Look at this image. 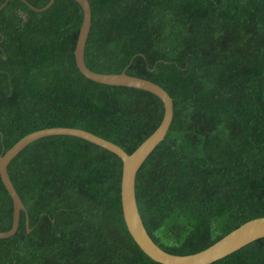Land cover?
I'll list each match as a JSON object with an SVG mask.
<instances>
[{
	"label": "trees",
	"instance_id": "trees-1",
	"mask_svg": "<svg viewBox=\"0 0 264 264\" xmlns=\"http://www.w3.org/2000/svg\"><path fill=\"white\" fill-rule=\"evenodd\" d=\"M49 2L0 0V156L24 135L56 126L133 152L161 123L162 100L83 75L74 54L82 6L31 7ZM89 2L87 66L149 79L173 98L170 128L136 176L152 239L191 254L264 216V0ZM122 164L74 135L25 146L8 172L26 209L17 231L0 238V264H162L127 229ZM12 223L0 177V232ZM208 264H264V237Z\"/></svg>",
	"mask_w": 264,
	"mask_h": 264
},
{
	"label": "water",
	"instance_id": "water-1",
	"mask_svg": "<svg viewBox=\"0 0 264 264\" xmlns=\"http://www.w3.org/2000/svg\"><path fill=\"white\" fill-rule=\"evenodd\" d=\"M25 1L27 2V0ZM54 1L50 0L41 9L33 5L31 7L35 10H44L50 7ZM76 1L83 9V22L74 50L78 69L87 78L99 83L138 88L157 95L164 104L163 118L155 131L131 153H128L118 144L82 128L64 126L47 127L24 135L0 156V177L13 200L12 227L8 231H1L0 238L9 237L17 231L20 223L21 210L26 209L10 178L8 172L9 163L25 146L35 139L56 134L74 135L87 139L114 152L122 159L121 204L124 221L135 242L154 261L162 264H208L225 257L256 239L264 237V216H260L244 222L207 248L191 254H174L168 252L152 239L139 211L136 199V176L141 165L155 147L165 138L170 128L174 116L173 98L162 86L149 79L127 74L125 71L120 73H102L89 68L85 62V47L92 24V10L89 0ZM4 5L5 3L0 6V10ZM27 230L28 232L31 231L28 215Z\"/></svg>",
	"mask_w": 264,
	"mask_h": 264
}]
</instances>
